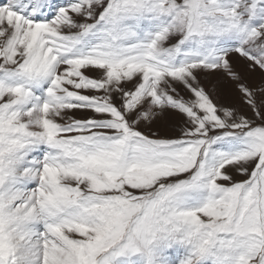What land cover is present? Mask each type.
Here are the masks:
<instances>
[{"label":"snow or ice","instance_id":"6c2138e0","mask_svg":"<svg viewBox=\"0 0 264 264\" xmlns=\"http://www.w3.org/2000/svg\"><path fill=\"white\" fill-rule=\"evenodd\" d=\"M0 264H264V0H0Z\"/></svg>","mask_w":264,"mask_h":264},{"label":"rangeland","instance_id":"374dc122","mask_svg":"<svg viewBox=\"0 0 264 264\" xmlns=\"http://www.w3.org/2000/svg\"><path fill=\"white\" fill-rule=\"evenodd\" d=\"M211 79V77H209ZM81 115V114H77ZM181 117L174 114L165 115L158 120L152 127L151 131L160 132L163 135L176 136L178 128L181 123ZM245 177H237V179H244Z\"/></svg>","mask_w":264,"mask_h":264}]
</instances>
